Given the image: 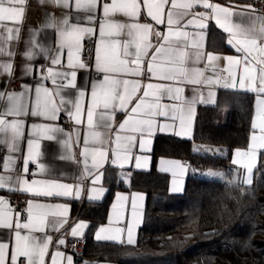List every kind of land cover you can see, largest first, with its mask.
<instances>
[{"label":"crops","instance_id":"obj_1","mask_svg":"<svg viewBox=\"0 0 264 264\" xmlns=\"http://www.w3.org/2000/svg\"><path fill=\"white\" fill-rule=\"evenodd\" d=\"M86 37L100 77L82 66ZM222 91L252 95L248 143L231 158L254 170L264 150V13L252 0H0V264H117L57 246L66 233L134 244L146 192L115 190L91 235L72 203L104 199L108 167L125 185L155 167L173 193L190 174L208 177L197 149L225 157V147L194 142L189 160L154 157L153 145L159 134L193 139L198 110ZM224 172L241 180L234 165Z\"/></svg>","mask_w":264,"mask_h":264},{"label":"trees","instance_id":"obj_2","mask_svg":"<svg viewBox=\"0 0 264 264\" xmlns=\"http://www.w3.org/2000/svg\"><path fill=\"white\" fill-rule=\"evenodd\" d=\"M251 110V94L222 91L216 106L198 110L193 139L159 134L153 155L190 160L194 142L220 145L226 149L222 166L230 175L232 150L248 143ZM104 183L108 192L101 201L72 203V217L89 221V235L106 220L118 189L146 192L143 221L134 244L88 238L85 255L117 264H264V151L251 184L190 174L183 191L173 193L168 174L155 167L134 170L128 185L121 170L108 167Z\"/></svg>","mask_w":264,"mask_h":264},{"label":"built area","instance_id":"obj_3","mask_svg":"<svg viewBox=\"0 0 264 264\" xmlns=\"http://www.w3.org/2000/svg\"><path fill=\"white\" fill-rule=\"evenodd\" d=\"M110 1V0H107ZM253 10L257 13H264V0H252ZM96 42L93 37H86L84 39L82 50L80 54V59L82 66L85 70L94 77H100L102 72L94 68V56H95ZM41 69H44V65H41ZM12 87L18 86V84L12 82L10 83ZM70 122L65 114L60 117V126L62 128H67ZM5 157V149L0 147V169L3 166ZM21 164L16 165V171H20ZM10 202L12 206L25 215L26 208V198L21 195L10 196ZM63 241L58 244V249L72 255L76 260H80L85 255V247L88 242L86 236L73 235L71 233L63 234Z\"/></svg>","mask_w":264,"mask_h":264},{"label":"rangeland","instance_id":"obj_4","mask_svg":"<svg viewBox=\"0 0 264 264\" xmlns=\"http://www.w3.org/2000/svg\"><path fill=\"white\" fill-rule=\"evenodd\" d=\"M256 125L258 126V124L256 123ZM262 125V122L259 121V127H261ZM260 136V135H259ZM258 142H261L260 140H258ZM261 146L264 147V143L262 142L261 143ZM238 149V148H237ZM236 152V149H234ZM260 151V150H259ZM264 151V150H261L259 152V154ZM196 155H197V161L198 163H203L205 167L208 168L205 176H208V178H214V179H225L226 178V174L224 172V167H222L221 165H216L215 162H217V160H222L223 161V158H225L224 156H219V155H216L214 154L212 151H209V150H203L201 148L197 149V152H196ZM231 163L232 165H234L236 168H238L240 171H241V181L244 183V184H251L253 182V169L252 168H248L246 166H241L239 168V165L235 164L234 163V159L231 158ZM184 189V186L181 190V192L183 191Z\"/></svg>","mask_w":264,"mask_h":264}]
</instances>
